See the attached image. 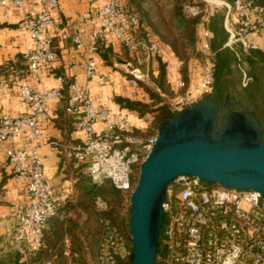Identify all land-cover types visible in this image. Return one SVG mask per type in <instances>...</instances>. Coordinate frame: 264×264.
<instances>
[{
	"label": "built area",
	"instance_id": "2783aa9c",
	"mask_svg": "<svg viewBox=\"0 0 264 264\" xmlns=\"http://www.w3.org/2000/svg\"><path fill=\"white\" fill-rule=\"evenodd\" d=\"M93 10L85 11L80 20L90 25L88 42L79 35L72 38L78 48L87 53L84 72L96 74L92 54L109 42L126 50V56L113 65L120 69L124 82L133 88L148 83L156 68L163 63L167 82L174 93L168 110H179L197 104L215 92V52L211 49L210 21L215 8L224 11L222 28L226 34L222 48L237 58L234 67L240 71V84L248 88L252 77L243 57L258 49L250 34L264 29V6L253 0H195L183 6L188 16L198 17V48L201 60L194 59L198 79L193 80L183 59L154 37L136 34L137 16L125 0H97ZM58 0H0L3 11L20 10L19 27L31 39L24 53L29 72L37 75L41 67H50L57 57L52 37L47 30L53 25V10ZM188 73V74H187ZM58 85L35 88L18 83L14 87L24 111L8 114L0 111V142L17 141L4 152L14 179L26 190L29 202L14 210L15 231L13 249L23 255L45 247L44 229L52 217L63 219L66 198L56 192L43 175L39 146L44 135L39 124L48 115L47 101L62 96L63 76ZM99 84L106 82L98 76ZM6 81L0 78V85ZM66 113L76 121L82 138L71 152L77 163L86 164V174L96 187L109 180L117 190L132 188L130 173L151 150L157 131L140 136L145 126L130 119L128 108L113 110L106 103H97L87 84L72 81L68 85ZM103 207L100 196L94 198L95 210ZM164 218L158 244V264H264V197L254 189H239L210 184L197 176L181 174L170 182L163 202ZM95 245L96 264H130V236L101 219ZM131 260V257H130ZM67 264H78L72 261Z\"/></svg>",
	"mask_w": 264,
	"mask_h": 264
},
{
	"label": "crops",
	"instance_id": "0c3cea01",
	"mask_svg": "<svg viewBox=\"0 0 264 264\" xmlns=\"http://www.w3.org/2000/svg\"><path fill=\"white\" fill-rule=\"evenodd\" d=\"M97 5V0H58V6L52 12L54 23L47 30L52 37V46L57 57L50 67H41L36 76L29 72L27 60L24 58V53L32 42L27 35H23L19 27L20 10L14 8L5 12L0 8V78L6 81V84L0 85V111L8 114H20L24 111L15 84L28 83L37 89L51 88L58 85V75L63 76L66 82L77 81L87 84L94 100L97 103L108 104L113 110L126 108L115 100L116 97L147 101V94L142 87L133 88L124 82L120 69L113 65L126 55V51L115 42H109L101 51L92 54L97 66L96 74L91 77L85 75L84 67L88 55L83 48L75 46L72 38L79 35L84 44L88 42L90 25L81 21L80 16L87 10H93ZM250 38L258 46L245 62L252 77L250 86L243 88L241 93L230 91L224 95L213 96L217 99L220 97L223 102L226 95H229L233 108L253 110L264 122V29L251 33ZM157 73L158 68L152 74ZM189 73L194 81L198 79V70L194 63L189 64ZM99 75L106 77L103 85L98 82ZM46 106L48 115L39 119L44 135L38 149L43 175L56 192L64 195L66 201L75 200L78 192L75 186L79 178L77 170L79 164L73 159L71 152L74 145L81 140L82 132L76 126L73 117L64 115L66 99L63 93L60 98L47 101ZM130 119L137 126H143L145 123L133 110ZM16 143L17 141L0 142V262L8 259L14 251L13 212L29 202L25 188L14 179L10 165L4 160L5 150ZM76 211L77 213L64 208V216L68 220L65 225L67 223L78 227L85 225L86 215L80 208ZM53 218L62 220L52 217L47 224L51 223ZM65 242L67 245L71 244L68 238ZM23 259L26 264H30L27 256Z\"/></svg>",
	"mask_w": 264,
	"mask_h": 264
},
{
	"label": "water",
	"instance_id": "95a60500",
	"mask_svg": "<svg viewBox=\"0 0 264 264\" xmlns=\"http://www.w3.org/2000/svg\"><path fill=\"white\" fill-rule=\"evenodd\" d=\"M205 96L162 121L130 192V264H155L170 182L181 174L254 189L264 197V122L248 108Z\"/></svg>",
	"mask_w": 264,
	"mask_h": 264
},
{
	"label": "trees",
	"instance_id": "16d2710c",
	"mask_svg": "<svg viewBox=\"0 0 264 264\" xmlns=\"http://www.w3.org/2000/svg\"><path fill=\"white\" fill-rule=\"evenodd\" d=\"M193 1L195 0H125V3L139 20L136 34L144 38L154 37L160 43L167 45L172 53L184 60L185 68H188L190 62L198 59L199 56L197 36L199 18L188 16L183 9L184 4ZM253 1L264 6V0ZM216 11L217 9L214 10L209 25L212 33L211 49L215 52V90L219 80L226 73L233 72L236 69L234 65L238 61L229 49L222 48L224 42L221 41V31H224L222 28L223 17L220 22H215L213 18ZM248 59H250V56L243 57L245 62ZM157 68V75L152 73L150 75L154 87L151 88L148 83H140V86L145 89L149 101L130 100L122 97L115 98L121 106L137 112L141 117L151 113L153 115V126L155 127L152 131L153 134L158 130L162 121L174 115L168 110L164 95V93L172 95V90L167 82L165 66L159 62ZM69 83L64 80L62 84L66 106ZM219 102L221 103L220 100ZM64 115L65 117H72L66 113V109ZM82 169H86V164L79 163L77 167L79 178L75 186L78 191L77 196L75 200L68 199L65 208L76 213V209L80 208L86 215L85 225L83 227H78L72 223L65 225V222L68 221L65 216L62 220L53 218L51 223L46 224L47 226L44 229L45 247L39 252L27 255V261L30 264H67L71 261H77L78 264H88L84 263L83 260L87 258L85 256L86 252L89 255H94L101 219L109 221L110 224L129 236V232H124V230L125 228L127 230L128 227L130 191L115 189L109 180H105L100 186L96 187L93 182L85 179L84 170ZM96 196H100L103 200V207L100 210L94 208V198ZM66 238L71 241L70 245L66 244ZM158 253L159 251H157L155 257V264H158ZM9 256L0 264H26L23 259L24 255L15 250ZM130 257L127 263L130 262Z\"/></svg>",
	"mask_w": 264,
	"mask_h": 264
},
{
	"label": "rangeland",
	"instance_id": "374dc122",
	"mask_svg": "<svg viewBox=\"0 0 264 264\" xmlns=\"http://www.w3.org/2000/svg\"><path fill=\"white\" fill-rule=\"evenodd\" d=\"M217 9L216 11V14L214 16V21L215 22H220L223 15H224V11L223 9L221 8H215V10ZM226 39V34L224 31H221V41H224ZM199 52V56L197 57L198 60H201L203 57H204V54L202 51H198ZM154 68H157L158 67V63H155L153 65ZM240 71L238 69H235L233 72H228L226 73V75L221 78L219 80V82L217 83L216 85V90L214 92L213 95H224L226 94L227 92L229 93L230 91H233L234 93H241L243 91V87L241 86L240 84ZM153 80L150 76V81L148 82V85L152 88L154 87L153 85ZM144 91L145 89L142 88ZM172 92V91H171ZM165 95V98L167 100V103L169 102V100L173 97L174 93L172 92V95ZM147 101H149V98L147 97L146 99ZM143 120L145 121V123H143V126H145L146 124V127L144 128V130L140 133V136L142 138H145V137H148L150 135L153 134L152 131H154V126H153V115L151 113H148V114H145L144 116H142ZM157 131V130H156ZM79 164V163H78ZM139 165L140 163L138 164H135L132 168V172L130 173V178H131V182H132V188L131 190H129L130 192L132 191L135 183H136V180L138 178V175H139ZM84 170V176H85V179L86 180H89L90 182H92L90 180V178L87 176L86 172H85V169H82ZM129 232V229L127 227V230L125 228L124 232ZM130 236V235H129ZM27 254L23 256V258H26ZM85 256L87 257L86 259H84V263H88V264H96L95 262V250H94V255L93 254H88V252H86Z\"/></svg>",
	"mask_w": 264,
	"mask_h": 264
},
{
	"label": "flooded vegetation",
	"instance_id": "af4514ba",
	"mask_svg": "<svg viewBox=\"0 0 264 264\" xmlns=\"http://www.w3.org/2000/svg\"><path fill=\"white\" fill-rule=\"evenodd\" d=\"M218 100H220L221 101V103H222V99H220V97H219V99Z\"/></svg>",
	"mask_w": 264,
	"mask_h": 264
}]
</instances>
